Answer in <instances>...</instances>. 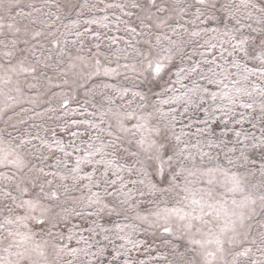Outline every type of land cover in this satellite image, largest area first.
Segmentation results:
<instances>
[{"label": "snow or ice", "instance_id": "1", "mask_svg": "<svg viewBox=\"0 0 264 264\" xmlns=\"http://www.w3.org/2000/svg\"><path fill=\"white\" fill-rule=\"evenodd\" d=\"M0 264H264V0H0Z\"/></svg>", "mask_w": 264, "mask_h": 264}, {"label": "rangeland", "instance_id": "2", "mask_svg": "<svg viewBox=\"0 0 264 264\" xmlns=\"http://www.w3.org/2000/svg\"><path fill=\"white\" fill-rule=\"evenodd\" d=\"M120 33H118L119 35ZM49 74L51 75L52 73L49 72ZM59 82V81H58ZM69 84L71 85V88H69V85H64V90L67 92H70V94L75 95L76 99L79 100L81 103L83 102V100L85 99V97L83 96V89H79L78 91H76V86L71 84V80L69 81ZM41 93L45 92L46 89H41L40 90ZM54 91L56 92H60V89H54ZM31 95L35 96L36 95V91L34 90ZM50 95L49 96H45L43 94L40 95V104L36 106V110L39 112H44V116L43 117H36L34 121H30V123H35V124H39V125H43L44 127H57V132H58V137L61 139H64L65 142H67L68 136L65 133H60L59 132V124L63 123V120H57V116L60 115L61 113H48L45 112V109L48 108L49 106L52 107H58V103L55 99L52 100V104L49 105L47 103H45V100L50 99ZM80 105L76 102V100H73L70 102L69 104V108H78ZM25 107H32V105H25ZM91 110V109H90ZM34 115V113L32 114ZM49 117H52L51 119H49ZM74 119H80L82 117H73ZM39 129H33V131H36ZM43 134V132H42ZM157 244H160L159 241H156ZM161 247H163L161 245ZM141 259H145V256H141Z\"/></svg>", "mask_w": 264, "mask_h": 264}]
</instances>
